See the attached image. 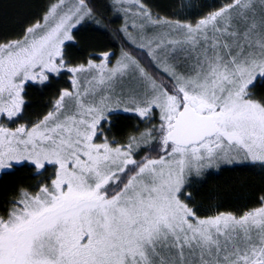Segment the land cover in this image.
<instances>
[{
  "label": "snow or ice",
  "instance_id": "obj_1",
  "mask_svg": "<svg viewBox=\"0 0 264 264\" xmlns=\"http://www.w3.org/2000/svg\"><path fill=\"white\" fill-rule=\"evenodd\" d=\"M127 3L141 28L161 29L148 45L155 74L127 52L114 67L107 52L100 66L68 64L66 42L92 16L85 0H57L44 23L0 42L7 121L22 111L25 84L98 73L91 87L62 91L30 127L0 122V174L18 166L52 172L34 193L21 189L0 216V264H264V195L251 209L202 218L189 187L220 163L264 165V99L255 96L264 88V0H227L195 22ZM125 80L131 87L117 91ZM120 110L159 123L114 142L105 126ZM150 141L158 155L138 159Z\"/></svg>",
  "mask_w": 264,
  "mask_h": 264
},
{
  "label": "trees",
  "instance_id": "obj_2",
  "mask_svg": "<svg viewBox=\"0 0 264 264\" xmlns=\"http://www.w3.org/2000/svg\"><path fill=\"white\" fill-rule=\"evenodd\" d=\"M57 0H0V42L19 39L26 26L42 21L46 10ZM154 0L158 9L156 15H170L171 18L184 20V13L189 12V19L194 21L217 10L227 0ZM181 2V7L179 6ZM92 9L94 18L85 22L74 31L75 41L65 46L67 62L71 66L87 65L89 60H99L105 52L117 56L127 52L154 74L147 52L129 44L124 37L122 19L116 15L112 0H85ZM69 73L52 77L44 85L30 84L26 91L25 107L28 119L25 124L33 125L53 110L55 100L61 92L71 88ZM257 99H264V88L257 87ZM112 131L115 141L127 143L129 137L137 136L159 121L142 120L138 116L113 114ZM22 121L20 120L19 123ZM156 144L152 141L147 147H141L136 153L138 159L144 155L156 157ZM38 176L30 166H18L7 174H0V216L6 217L12 201L18 197L21 189L35 192L42 180L51 176ZM192 207L200 217H208L218 212L239 213L242 210L259 206V197L264 195V167L256 164L222 166L217 171L206 172L202 179L190 181Z\"/></svg>",
  "mask_w": 264,
  "mask_h": 264
},
{
  "label": "rangeland",
  "instance_id": "obj_3",
  "mask_svg": "<svg viewBox=\"0 0 264 264\" xmlns=\"http://www.w3.org/2000/svg\"><path fill=\"white\" fill-rule=\"evenodd\" d=\"M153 1L154 0H142V2L146 5V7L151 11V13L154 16H160L162 18H168V19H175V18H171L170 15H165L163 13H162V16L159 15V14L156 15L155 11L158 12V9L155 10V8L153 6ZM181 1H183V3L189 2L188 0H181ZM76 2H78V0H66V3H76ZM112 2H113V5H114V9H115L116 15L119 16L122 19L121 31H122L124 37L126 38L127 42L129 44H131L132 46H134L136 48H139L141 50H144V51H146L148 53V51H149V47H148L149 41H151L153 39V37L157 36L159 34V31L161 29L158 26H154V25H151V24H146L144 28H141L139 25L141 23H143V18L140 17L139 15L134 14L137 11L136 5L127 3V0H125V2H123V3H116V0H112ZM179 6L181 7V2H179ZM124 8H128L130 10L127 11V12H125V11H123ZM189 16H190L189 15V12H185L184 13V20H187L189 22H195L196 20H198V19H196L194 21H191L189 19ZM93 18H94V15L93 14H92V16L85 17V19L75 29H73V33L81 25H83L85 22H87V21H89V20H91ZM184 20H182V21H184ZM40 22L41 23H44L43 20L40 21ZM133 25H136V26L134 27ZM125 29H127V31H125ZM68 43H70V42H66V45ZM123 53H125V52H120L117 56H114V55H112L110 53L111 55L109 56L108 61L106 62L107 63V66L108 67H114L116 65V62L122 58ZM103 62H104V60H103V56L102 55H101V57H100L99 60H94L93 61V63L95 65H97V66H100ZM85 67L87 68V65H85ZM62 73H64V72H62ZM93 74H98L97 73V69H88L85 72L76 73V74L69 73V75H70L69 76V80L71 82V88L70 89H65V90H68L70 92L75 93V92L81 91L82 88H84V87H91V85H89L87 83V81L89 79H91V76ZM59 76H54V77L57 78ZM73 79L76 80V84L75 85H73ZM47 82H45V83H47ZM93 83H95V82H93ZM30 84H37V83L29 82V83L25 84L24 91L22 92V97H23V100H24V104L22 106V111H21L20 115L17 116V117H15L14 118V121H7L4 117L0 116V122L5 123L6 126L11 127V128L18 127L21 124L27 125L29 127L31 126V125H28V124H25L24 123V121H26L28 119V117L26 115L25 107H26V104H27L26 91H27V88H28V86ZM44 84H38V85H44ZM121 87L127 89V88L131 87V84L127 80H125V82L123 83V85H117V91H119V89ZM57 100H55L54 105H55V103H56ZM66 100H67V98H66ZM113 107H115V105H113ZM121 113L122 114H128V115H135V116H137L135 113H132V112H124L122 110L115 111L111 115H113V114H121ZM41 119H39V120H41ZM20 120L22 121L21 123H19ZM39 120H37V121H39ZM142 120L149 121L148 119H142ZM37 121H35V123ZM153 121H157L158 122L159 121L158 120V117H154L153 118ZM112 124H113V121H112V117L110 116V122H109V125L110 126H107L106 125L105 126V131H106V134L109 137V139L112 140V141H115V137L116 136L114 135V131H112ZM151 142L152 141H150L149 144ZM241 164L242 165H244V164H256V165H260V166L262 165L259 162H236V163H232V164L220 163L219 165H216V166H213L211 168L205 169L202 172L201 176L194 177L192 179H202L204 177V175H206V172H209V171H212V170L213 171H217L222 166H232V165H241ZM262 166L264 167V165H262Z\"/></svg>",
  "mask_w": 264,
  "mask_h": 264
}]
</instances>
